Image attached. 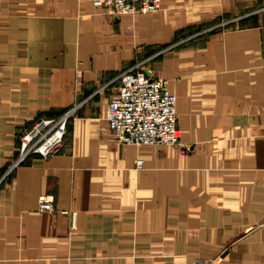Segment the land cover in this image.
Listing matches in <instances>:
<instances>
[{
    "label": "crops",
    "instance_id": "crops-1",
    "mask_svg": "<svg viewBox=\"0 0 264 264\" xmlns=\"http://www.w3.org/2000/svg\"><path fill=\"white\" fill-rule=\"evenodd\" d=\"M143 60L178 97L180 146L125 145L109 128L115 78ZM73 107L69 145L10 171L21 133ZM215 257L264 264V0L119 16L93 0H0V264Z\"/></svg>",
    "mask_w": 264,
    "mask_h": 264
},
{
    "label": "built area",
    "instance_id": "built-area-1",
    "mask_svg": "<svg viewBox=\"0 0 264 264\" xmlns=\"http://www.w3.org/2000/svg\"><path fill=\"white\" fill-rule=\"evenodd\" d=\"M93 1L98 6L110 9L116 16L135 12H157L163 8V0ZM226 23L205 28L189 38L206 34ZM164 50L166 49L157 54ZM145 63L146 60L138 62L121 71L115 78L118 89L108 105L109 128L117 140L125 145L180 146L182 136L179 128L178 97L171 90L169 80L144 69ZM75 109L76 107L67 109L57 117H40L25 129L20 135L19 156L10 171L31 156L48 159L61 153L69 145L68 125ZM185 150L189 148L185 147ZM137 163L141 166L143 160L140 159ZM39 210L54 212V196L41 194ZM218 259L219 257L199 258L191 264H218Z\"/></svg>",
    "mask_w": 264,
    "mask_h": 264
},
{
    "label": "rangeland",
    "instance_id": "rangeland-1",
    "mask_svg": "<svg viewBox=\"0 0 264 264\" xmlns=\"http://www.w3.org/2000/svg\"><path fill=\"white\" fill-rule=\"evenodd\" d=\"M216 25H217V24H216ZM190 37H191V36H190ZM187 38H189V35H188V37H187L186 35H184L182 38L179 39V41L184 40V39H187ZM164 47H166V46H164Z\"/></svg>",
    "mask_w": 264,
    "mask_h": 264
},
{
    "label": "trees",
    "instance_id": "trees-1",
    "mask_svg": "<svg viewBox=\"0 0 264 264\" xmlns=\"http://www.w3.org/2000/svg\"><path fill=\"white\" fill-rule=\"evenodd\" d=\"M68 130H69V125H68Z\"/></svg>",
    "mask_w": 264,
    "mask_h": 264
}]
</instances>
